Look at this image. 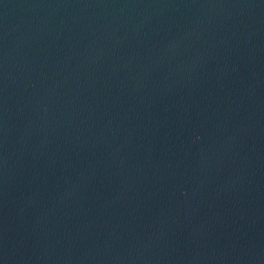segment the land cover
<instances>
[{
  "label": "water",
  "instance_id": "obj_1",
  "mask_svg": "<svg viewBox=\"0 0 264 264\" xmlns=\"http://www.w3.org/2000/svg\"><path fill=\"white\" fill-rule=\"evenodd\" d=\"M0 264H264V0H0Z\"/></svg>",
  "mask_w": 264,
  "mask_h": 264
}]
</instances>
